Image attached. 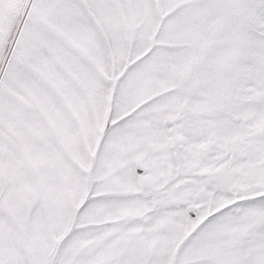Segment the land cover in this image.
I'll return each instance as SVG.
<instances>
[{
  "label": "snow or ice",
  "instance_id": "1",
  "mask_svg": "<svg viewBox=\"0 0 264 264\" xmlns=\"http://www.w3.org/2000/svg\"><path fill=\"white\" fill-rule=\"evenodd\" d=\"M0 264H264V0H0Z\"/></svg>",
  "mask_w": 264,
  "mask_h": 264
}]
</instances>
